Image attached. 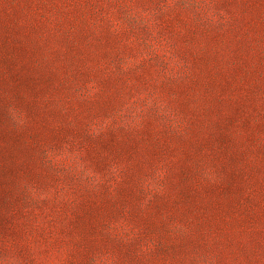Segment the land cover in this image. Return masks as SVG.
<instances>
[{"label": "rangeland", "instance_id": "374dc122", "mask_svg": "<svg viewBox=\"0 0 264 264\" xmlns=\"http://www.w3.org/2000/svg\"><path fill=\"white\" fill-rule=\"evenodd\" d=\"M0 264H264V0H0Z\"/></svg>", "mask_w": 264, "mask_h": 264}]
</instances>
